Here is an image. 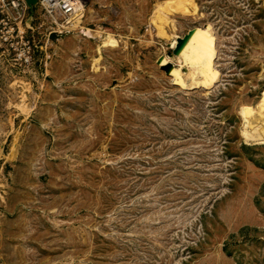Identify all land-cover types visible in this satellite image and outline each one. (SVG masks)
<instances>
[{
  "label": "rangeland",
  "instance_id": "rangeland-1",
  "mask_svg": "<svg viewBox=\"0 0 264 264\" xmlns=\"http://www.w3.org/2000/svg\"><path fill=\"white\" fill-rule=\"evenodd\" d=\"M81 3L0 51V264H264V0Z\"/></svg>",
  "mask_w": 264,
  "mask_h": 264
},
{
  "label": "built area",
  "instance_id": "built-area-1",
  "mask_svg": "<svg viewBox=\"0 0 264 264\" xmlns=\"http://www.w3.org/2000/svg\"><path fill=\"white\" fill-rule=\"evenodd\" d=\"M42 7L43 15L50 24L49 38L52 34L64 32L60 23L64 22V14L71 12V0H36L29 4L27 0H0V51L14 54L20 60L29 63L33 59L34 41L28 39L29 30L34 31L32 22L34 8ZM56 29V30H55ZM23 52H20V48Z\"/></svg>",
  "mask_w": 264,
  "mask_h": 264
},
{
  "label": "bare ground",
  "instance_id": "bare-ground-1",
  "mask_svg": "<svg viewBox=\"0 0 264 264\" xmlns=\"http://www.w3.org/2000/svg\"><path fill=\"white\" fill-rule=\"evenodd\" d=\"M82 5L81 0H71V14L67 13L64 14L65 16L63 18H67L71 15H73L75 13L76 10H78L77 8ZM82 11L83 8L79 7ZM77 13V12H76ZM79 14V13H78ZM64 21V19H63ZM64 22L60 23V26L63 27ZM72 26V25H71ZM64 29V27H63ZM63 33V32H62ZM80 33L85 35V36H92L95 37L94 31H91L89 29H85V28H80ZM79 33V34H80ZM210 43L209 37L207 34H202L200 33V30H194L191 31L189 33V35L186 38V41L182 44L181 48L178 49V57L181 63L185 64L184 66H188L187 69L188 70V77L185 76L186 79L191 81V87L194 89V87H198V85L200 84H206V77L207 74L206 72L209 70V63L211 60V49L208 47ZM175 43L173 44V46L175 47ZM177 57V59H178ZM178 60V61H179ZM182 65V64H181ZM263 95V99L261 101V108L258 112V116L256 115V113H254V110L251 108H244V110H242L243 117H245L246 121L243 118V121L247 122V127H252L250 132L248 133V137H252V136H256L255 134L260 133L258 128L259 126L262 124L263 128H264V93ZM260 102V101H259ZM243 108V107H241ZM259 108V107H258ZM263 108V109H262ZM255 109V108H254ZM263 110V112H262ZM261 111V112H260ZM254 113V115H256L258 118L252 117V114ZM249 116H251L253 119L248 118ZM244 131L246 132L245 128H243ZM263 131V130H262ZM244 132V133H245ZM255 132V133H254ZM264 132V131H263ZM250 133V135H249ZM252 133V135H251ZM264 134V133H263ZM262 135V140L264 139ZM253 139V138H251ZM255 139V137H254ZM258 139V138H257ZM257 139H255L257 141ZM260 139V138H259ZM258 139V140H259Z\"/></svg>",
  "mask_w": 264,
  "mask_h": 264
},
{
  "label": "water",
  "instance_id": "water-1",
  "mask_svg": "<svg viewBox=\"0 0 264 264\" xmlns=\"http://www.w3.org/2000/svg\"><path fill=\"white\" fill-rule=\"evenodd\" d=\"M29 4H35L36 0H27Z\"/></svg>",
  "mask_w": 264,
  "mask_h": 264
}]
</instances>
